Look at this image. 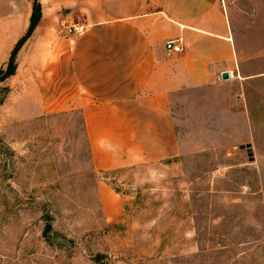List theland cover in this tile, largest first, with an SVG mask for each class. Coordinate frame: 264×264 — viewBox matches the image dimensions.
<instances>
[{
  "label": "rangeland",
  "instance_id": "374dc122",
  "mask_svg": "<svg viewBox=\"0 0 264 264\" xmlns=\"http://www.w3.org/2000/svg\"><path fill=\"white\" fill-rule=\"evenodd\" d=\"M57 5L0 0V264H264V0H223L228 79L172 87L176 155L108 169L80 108L38 106Z\"/></svg>",
  "mask_w": 264,
  "mask_h": 264
},
{
  "label": "crops",
  "instance_id": "0c3cea01",
  "mask_svg": "<svg viewBox=\"0 0 264 264\" xmlns=\"http://www.w3.org/2000/svg\"><path fill=\"white\" fill-rule=\"evenodd\" d=\"M57 1L84 30L73 44L57 36V57L40 73L39 109L80 108L98 169L176 155L172 87L217 83L234 66L223 0ZM176 37L183 50L167 51L165 42Z\"/></svg>",
  "mask_w": 264,
  "mask_h": 264
},
{
  "label": "built area",
  "instance_id": "2783aa9c",
  "mask_svg": "<svg viewBox=\"0 0 264 264\" xmlns=\"http://www.w3.org/2000/svg\"><path fill=\"white\" fill-rule=\"evenodd\" d=\"M84 26L76 22H70L65 25V34L69 38L70 44H73L76 37L83 33ZM165 49L169 52H181L183 50L182 38L176 37L165 42Z\"/></svg>",
  "mask_w": 264,
  "mask_h": 264
},
{
  "label": "water",
  "instance_id": "95a60500",
  "mask_svg": "<svg viewBox=\"0 0 264 264\" xmlns=\"http://www.w3.org/2000/svg\"><path fill=\"white\" fill-rule=\"evenodd\" d=\"M229 76H230L229 71L224 70V71L221 72V78H222V79H228ZM51 227H52V226H51L50 223H47V224L45 225L44 235L47 234V232L51 229Z\"/></svg>",
  "mask_w": 264,
  "mask_h": 264
}]
</instances>
